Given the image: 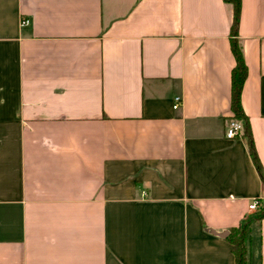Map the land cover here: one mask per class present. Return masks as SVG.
<instances>
[{"label": "crops", "instance_id": "1", "mask_svg": "<svg viewBox=\"0 0 264 264\" xmlns=\"http://www.w3.org/2000/svg\"><path fill=\"white\" fill-rule=\"evenodd\" d=\"M0 0V264H264V0ZM29 21L24 23L23 20ZM182 101L174 107L175 97Z\"/></svg>", "mask_w": 264, "mask_h": 264}, {"label": "trees", "instance_id": "2", "mask_svg": "<svg viewBox=\"0 0 264 264\" xmlns=\"http://www.w3.org/2000/svg\"><path fill=\"white\" fill-rule=\"evenodd\" d=\"M232 3L233 17L230 29L231 48L236 58V64L232 69V92L231 107L234 116L243 122L244 135L247 137L248 147L252 159L263 176V165L256 149L254 138L251 131V125L248 116L244 112L242 105V90L244 82L248 74V66L245 60L243 48L239 38V27L242 11V0H226ZM259 217L264 216V205L258 214ZM248 222L237 227H233L227 238L233 244V252L235 255V264H249V246L247 244Z\"/></svg>", "mask_w": 264, "mask_h": 264}, {"label": "built area", "instance_id": "3", "mask_svg": "<svg viewBox=\"0 0 264 264\" xmlns=\"http://www.w3.org/2000/svg\"><path fill=\"white\" fill-rule=\"evenodd\" d=\"M29 19L28 18H25L23 20L24 23L28 22ZM182 101V97L180 95H177L175 97V102H174V107H177L180 105ZM243 130V122L242 120L236 118V117H233V118H230L227 125H226V136L229 137V138H233L235 136H237L241 131ZM264 205V199L262 197H256V198H253L249 204V207L251 209H255V210H261L262 207Z\"/></svg>", "mask_w": 264, "mask_h": 264}, {"label": "water", "instance_id": "4", "mask_svg": "<svg viewBox=\"0 0 264 264\" xmlns=\"http://www.w3.org/2000/svg\"><path fill=\"white\" fill-rule=\"evenodd\" d=\"M229 232H230V230H228V229H224V230L219 231L218 233H219L220 235H222V236H226L227 234H229Z\"/></svg>", "mask_w": 264, "mask_h": 264}]
</instances>
